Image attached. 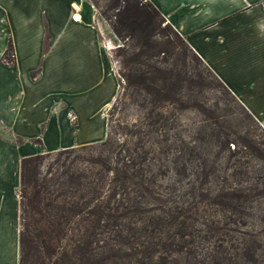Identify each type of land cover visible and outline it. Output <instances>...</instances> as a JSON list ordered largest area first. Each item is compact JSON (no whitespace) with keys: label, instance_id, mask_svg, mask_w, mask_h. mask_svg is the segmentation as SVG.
<instances>
[{"label":"trees","instance_id":"trees-1","mask_svg":"<svg viewBox=\"0 0 264 264\" xmlns=\"http://www.w3.org/2000/svg\"><path fill=\"white\" fill-rule=\"evenodd\" d=\"M86 1L118 41L107 135L21 159L19 264H264V128L149 0Z\"/></svg>","mask_w":264,"mask_h":264},{"label":"rangeland","instance_id":"rangeland-1","mask_svg":"<svg viewBox=\"0 0 264 264\" xmlns=\"http://www.w3.org/2000/svg\"><path fill=\"white\" fill-rule=\"evenodd\" d=\"M43 8L44 20L29 23L17 37L16 60L27 81L14 129L1 128L15 143L25 138L21 158L104 141L120 80L118 41L86 0H46ZM34 10L33 4L29 11ZM39 26L44 30L37 35ZM181 117L187 122L192 113Z\"/></svg>","mask_w":264,"mask_h":264},{"label":"crops","instance_id":"crops-1","mask_svg":"<svg viewBox=\"0 0 264 264\" xmlns=\"http://www.w3.org/2000/svg\"><path fill=\"white\" fill-rule=\"evenodd\" d=\"M45 2L0 0V58L10 40L15 61L14 66L0 62V264H19L18 190L21 147L26 142L22 137L16 138L21 143H15V137L1 128L14 129L23 83L27 81L23 80L27 76L20 72L16 60L17 37L29 23L44 20ZM150 2L205 66L264 127V0ZM33 4L36 10L31 12L29 9ZM73 18L78 19L79 14H74ZM43 30V26L37 27V35ZM62 149L66 148L59 150Z\"/></svg>","mask_w":264,"mask_h":264}]
</instances>
